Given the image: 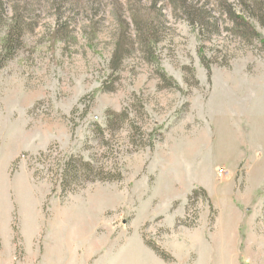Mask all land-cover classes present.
Wrapping results in <instances>:
<instances>
[{
	"label": "rangeland",
	"instance_id": "1",
	"mask_svg": "<svg viewBox=\"0 0 264 264\" xmlns=\"http://www.w3.org/2000/svg\"><path fill=\"white\" fill-rule=\"evenodd\" d=\"M0 264H264V0H0Z\"/></svg>",
	"mask_w": 264,
	"mask_h": 264
}]
</instances>
